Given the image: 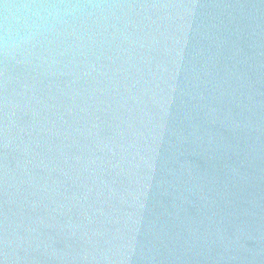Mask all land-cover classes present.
<instances>
[{
  "label": "water",
  "instance_id": "obj_1",
  "mask_svg": "<svg viewBox=\"0 0 264 264\" xmlns=\"http://www.w3.org/2000/svg\"><path fill=\"white\" fill-rule=\"evenodd\" d=\"M0 264H264V0H0Z\"/></svg>",
  "mask_w": 264,
  "mask_h": 264
},
{
  "label": "clouds",
  "instance_id": "obj_2",
  "mask_svg": "<svg viewBox=\"0 0 264 264\" xmlns=\"http://www.w3.org/2000/svg\"><path fill=\"white\" fill-rule=\"evenodd\" d=\"M35 23L27 14H12L10 20H6L5 36L3 43L5 47L14 48L20 37V28L27 26L29 23Z\"/></svg>",
  "mask_w": 264,
  "mask_h": 264
}]
</instances>
